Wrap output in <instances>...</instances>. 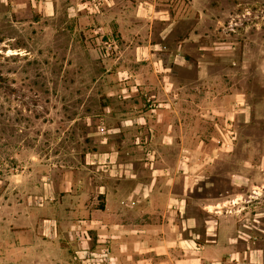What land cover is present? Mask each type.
I'll use <instances>...</instances> for the list:
<instances>
[{"label":"rangeland","instance_id":"rangeland-1","mask_svg":"<svg viewBox=\"0 0 264 264\" xmlns=\"http://www.w3.org/2000/svg\"><path fill=\"white\" fill-rule=\"evenodd\" d=\"M113 2L46 18L0 0V264H125L66 261L44 244L33 245L50 255L39 260L14 245L43 238L20 229L47 217L67 237L83 210L68 180L95 177L86 154L111 147L142 180L161 170L164 194L195 176L185 198L200 219L195 201L225 190L221 176L264 173L254 164L264 154V0H157L145 16L135 0ZM242 99L253 105L246 124ZM242 213L238 235L264 250V218L254 226L253 209ZM78 232L70 242L82 252Z\"/></svg>","mask_w":264,"mask_h":264},{"label":"crops","instance_id":"crops-1","mask_svg":"<svg viewBox=\"0 0 264 264\" xmlns=\"http://www.w3.org/2000/svg\"><path fill=\"white\" fill-rule=\"evenodd\" d=\"M2 1L8 6L29 9L46 18L54 17L60 9L67 18H71L84 12L87 6L96 8L98 5L111 6L114 3V0ZM156 1L135 0L132 3L144 7L145 16L151 13ZM238 96L243 95L239 93ZM237 104L236 112L242 114L238 116H242L245 124L250 122L253 105L243 99ZM262 110L264 99L256 103V111ZM262 118L264 137V116ZM115 129L118 130V127ZM116 151L109 147L84 155V167L95 177H85L84 180L70 177L68 180V190H77L83 210L78 221L67 224L68 235L64 240L57 237L55 217H47L37 226L36 222L29 221L27 227L20 229L28 236L31 232L34 235L38 232L43 238H34L33 241L19 238L14 241L16 250H23L25 256H35L39 260H46V256L50 255H33V245L36 247L44 244L48 249L51 247L52 252L63 254L66 261L92 255L98 260L100 257L110 258L111 261H123L125 264H264V250L238 235L242 227L239 215L246 208L253 209L254 226L264 218V215L257 217L264 203V173L221 176L228 182L225 190L195 201V204H200L204 214L200 219L190 213L192 205L187 203L188 197L185 198L193 188L188 183L189 178L195 176H186L188 179L183 181L179 193L170 189L164 194L159 186L164 179L162 175H157L161 170L155 168L149 178L138 179L133 172L134 161L118 159ZM259 158L258 164H254L261 166L264 154ZM33 160L36 158L33 157ZM89 195L91 197L87 199ZM89 200L100 203V207L93 211L86 210ZM13 228L19 229L15 226ZM261 229L258 225L257 230ZM75 230H79L77 236L82 240L79 251L82 252H78V249L73 251L71 247L72 231ZM90 235L93 241H90Z\"/></svg>","mask_w":264,"mask_h":264},{"label":"built area","instance_id":"built-area-1","mask_svg":"<svg viewBox=\"0 0 264 264\" xmlns=\"http://www.w3.org/2000/svg\"><path fill=\"white\" fill-rule=\"evenodd\" d=\"M92 256V255H91Z\"/></svg>","mask_w":264,"mask_h":264}]
</instances>
